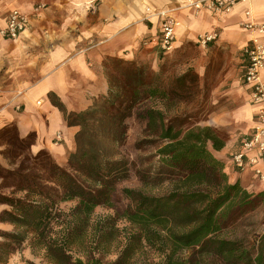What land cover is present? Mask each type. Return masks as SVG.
<instances>
[{"label": "trees", "instance_id": "trees-1", "mask_svg": "<svg viewBox=\"0 0 264 264\" xmlns=\"http://www.w3.org/2000/svg\"><path fill=\"white\" fill-rule=\"evenodd\" d=\"M108 89L84 111H67L54 99L68 125L78 126L75 149L67 156L68 169L59 166L46 149L29 152L34 141L12 133L14 125L0 128V141L10 167L0 166V263L32 236L50 264H130L144 243L163 255L160 264H264V232L236 233L246 215L264 206V189L250 192L238 181L230 183L223 162L213 151L225 145L228 134L211 126L185 127L189 114L168 112L195 82L191 70L162 78L143 64L116 57L103 62ZM140 114L146 136L135 143L154 145L139 158L135 170L143 186L168 182L160 194L121 188L128 200L123 217L136 227L114 260L73 256L67 249L65 227L55 226L58 205L75 201L70 216L83 221L97 206L110 205L117 183L128 173L118 148L126 137L125 120L145 102ZM8 191L7 193L4 191ZM68 217V215H64ZM264 225V218H263Z\"/></svg>", "mask_w": 264, "mask_h": 264}, {"label": "crops", "instance_id": "crops-1", "mask_svg": "<svg viewBox=\"0 0 264 264\" xmlns=\"http://www.w3.org/2000/svg\"><path fill=\"white\" fill-rule=\"evenodd\" d=\"M187 1L0 0V26L13 8L31 12L35 4H47L17 40L0 35V128L13 124L21 137L33 133L31 151L46 149L59 166L66 167L79 128L67 124L51 94L67 111H84L107 93L103 68L107 57L148 63L157 71L165 55L215 31L216 39L207 44L225 45L233 51L240 68V92L233 107L221 108L213 117V123L228 132L223 148L213 154L223 162L230 183L238 181L248 191L264 189V182L254 179L249 168L234 170L228 160L250 132L255 110L242 79V49L250 34L240 22L249 9L256 22L264 23V0L239 2L221 13L195 11L186 6ZM161 12L179 20L167 53L159 48ZM261 78L264 81V69Z\"/></svg>", "mask_w": 264, "mask_h": 264}, {"label": "rangeland", "instance_id": "rangeland-1", "mask_svg": "<svg viewBox=\"0 0 264 264\" xmlns=\"http://www.w3.org/2000/svg\"><path fill=\"white\" fill-rule=\"evenodd\" d=\"M143 65L149 67L148 63H143ZM187 70L193 72L196 80L194 83L187 81L188 91L183 95L182 100L168 112L172 113L178 110L179 113L189 114L185 127L211 126L223 129L228 134L226 128L213 123V117H216L215 114L221 108L233 107L235 105L234 100L239 97L240 91L237 85L240 84V68L238 61L236 62L233 58V51L228 46L217 45L213 42L205 46L189 42L180 49L165 55L157 69L162 78H171ZM145 105L161 107L158 101L145 102L137 106L132 114L126 118V137L118 150L120 155L127 160L128 173L124 179L117 183L111 204L97 206L81 222H79V218L69 215L75 201H64L58 205L62 214L57 221L55 230L62 231V227H65L62 221L65 218V221H69L65 240L68 251L75 257L86 259L93 256L102 261L114 260L128 236L136 232V227L123 217L129 202L122 195L121 188L141 189L148 194H160L170 188V184L166 181L157 185L143 186L135 173L139 165V158L154 150V145L150 144H144L138 149L135 147L136 141L146 136L145 120L140 117ZM12 133L18 135L17 129H12ZM29 135L30 139L33 140L34 134L30 133ZM4 149L5 145L0 141V166L8 168L10 163L3 153ZM29 152L34 154L31 149ZM64 168L68 169V166ZM4 192L7 193L8 191L5 190ZM4 208V205H0V211ZM64 215H68V217ZM263 218L264 206H261L241 219L236 228V233L264 232ZM12 229L11 224L0 223V230ZM162 258L163 255L160 252L142 243L132 256L130 264H160ZM0 264L50 263L46 259L44 250L36 247L32 243V236L29 235L19 250L8 255Z\"/></svg>", "mask_w": 264, "mask_h": 264}, {"label": "built area", "instance_id": "built-area-1", "mask_svg": "<svg viewBox=\"0 0 264 264\" xmlns=\"http://www.w3.org/2000/svg\"><path fill=\"white\" fill-rule=\"evenodd\" d=\"M246 0H189L186 6L195 11L229 12L233 6ZM47 8V4H35L31 12L20 8L11 9L3 25L0 26V35L8 40H17L32 25L33 20ZM159 48L162 53L172 49L175 30L179 20L171 13L161 12ZM240 27L250 34L243 52V84L249 95V101L254 106L253 125L249 133L240 139L237 150L232 152L228 160L234 170L249 168L254 179L264 182V81L261 72L264 69V23L256 22L249 9L244 10ZM215 31L199 35L197 44L205 46L215 40ZM60 133L55 135L59 141Z\"/></svg>", "mask_w": 264, "mask_h": 264}]
</instances>
